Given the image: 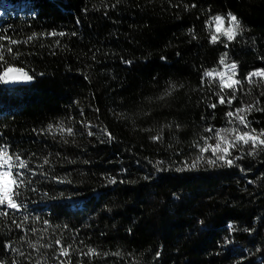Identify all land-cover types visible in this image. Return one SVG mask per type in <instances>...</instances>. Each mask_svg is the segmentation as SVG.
<instances>
[{
    "label": "trees",
    "instance_id": "trees-1",
    "mask_svg": "<svg viewBox=\"0 0 264 264\" xmlns=\"http://www.w3.org/2000/svg\"><path fill=\"white\" fill-rule=\"evenodd\" d=\"M229 13L242 31L226 48L211 18L225 30ZM0 35L34 76L0 81V146L29 164L24 207L0 208V264H264V151L232 149V166L200 152L205 128L239 126L228 111L264 109V78L245 79L264 69V0H0ZM245 115L264 129V111Z\"/></svg>",
    "mask_w": 264,
    "mask_h": 264
},
{
    "label": "snow or ice",
    "instance_id": "snow-or-ice-1",
    "mask_svg": "<svg viewBox=\"0 0 264 264\" xmlns=\"http://www.w3.org/2000/svg\"><path fill=\"white\" fill-rule=\"evenodd\" d=\"M192 7H195V5H192ZM211 19L216 25V31L211 36L212 43H217L218 41L220 43H224V41L220 40V36L226 37L227 41L229 42L233 41L242 31L241 21L238 19L236 14H228L227 19L231 27L223 31H221L220 25L223 23L224 17L221 15H215ZM189 31L191 32L192 29H189ZM217 33H219V35H217ZM35 35L37 34L33 33V36ZM41 35L44 34L41 33ZM47 35L53 37H63L65 33L52 31L47 33ZM72 35H75V33H72ZM33 36H29L28 39L32 40ZM4 40L8 41V45L0 43V81L4 83L32 81L34 79L33 75L29 74V72L24 67L15 66V64L5 56V52L13 54V56L16 57L21 55V53L19 52H14L13 48L9 46L17 45L20 43V41L12 39L11 37L5 35H0V41ZM224 46L227 48L228 44L224 43ZM227 56L228 53L225 52L224 54H222L219 61L221 65H224L225 68L229 69V72L216 73V75L220 77V92L217 93V95L219 99V104L224 105L225 103H227L229 106H231L237 99L236 92L238 90V86L242 84V81L240 79H234V77L237 76V64L235 62H232L231 64H226L225 61ZM162 59L164 58L162 57ZM126 63H131V61H126ZM214 71L215 70L206 71L204 73V76L212 78ZM40 75H43V73H40ZM255 77L264 78V69H258L256 71L248 73L245 79L248 81L249 84H251L253 83V78ZM172 87L174 88L175 85H172ZM225 90H231L232 94L226 97L222 94L225 92ZM257 104L243 105L241 107L235 108L233 111H228L226 113V116L229 118V123H233V121H235L239 126H242V128L236 126L231 128H221L214 130L211 126H209L204 129L205 132H214V138L216 140V143L214 145H211L207 143V140L212 139L213 137H205L204 144L200 147L201 153L211 150L213 156H216L215 160L209 159L207 163L214 165L217 163V160H219L223 161L228 166H232L233 160L227 157L231 155L232 149H239L241 146H250V150L248 153L249 155H252L257 150L264 151V129L260 130L259 133H257V130L255 128H251V121H249L245 115V113L251 112L252 110L264 111V109L257 107ZM216 106L217 105L215 103L208 105L209 108L213 109ZM177 127H179V125H177ZM52 128L53 125L50 124L48 126L49 131H51ZM59 130L61 132H67L69 135L73 134L72 128H64L61 126ZM88 134L94 135L93 132H89ZM107 135L109 141L114 139L111 133H107ZM152 139H160V136H154L152 137ZM101 142L103 143L106 141ZM202 158V156H198L196 161H194L189 167L195 168L199 163V160ZM236 159H240V157H237ZM44 163L47 164L48 161L45 160ZM25 170H29V164L27 160L22 159L20 154L10 152L8 145L0 146V208L20 210L22 207H24V205L18 202V197L20 196L19 189L25 184ZM183 170V168L176 169V171ZM115 182L116 181L114 178L109 180V183ZM0 214L5 216L9 215L7 211H3ZM25 219H27V217H25ZM45 223H47V221H45ZM17 227H20V225L17 224ZM59 243L60 241H57V244ZM61 255L66 256L68 255V252L62 248ZM85 255H99V253H96L95 249H89L88 253H85ZM157 255H159V253H157Z\"/></svg>",
    "mask_w": 264,
    "mask_h": 264
},
{
    "label": "rangeland",
    "instance_id": "rangeland-1",
    "mask_svg": "<svg viewBox=\"0 0 264 264\" xmlns=\"http://www.w3.org/2000/svg\"><path fill=\"white\" fill-rule=\"evenodd\" d=\"M223 28H224V22L220 25V29H221V31L223 30ZM220 72H224V73H228L229 72V69H227V68H225L224 66H223V68L221 69V71ZM219 72V73H220ZM219 77V76H218ZM29 83L30 81H22V83ZM3 83V85H10L11 84V82L10 83H4V82H2Z\"/></svg>",
    "mask_w": 264,
    "mask_h": 264
},
{
    "label": "water",
    "instance_id": "water-1",
    "mask_svg": "<svg viewBox=\"0 0 264 264\" xmlns=\"http://www.w3.org/2000/svg\"><path fill=\"white\" fill-rule=\"evenodd\" d=\"M20 84H22V81H20V82H11L10 86L15 87V86H18Z\"/></svg>",
    "mask_w": 264,
    "mask_h": 264
}]
</instances>
